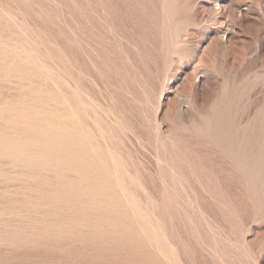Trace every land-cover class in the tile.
<instances>
[{
  "label": "rangeland",
  "instance_id": "obj_1",
  "mask_svg": "<svg viewBox=\"0 0 264 264\" xmlns=\"http://www.w3.org/2000/svg\"><path fill=\"white\" fill-rule=\"evenodd\" d=\"M0 264H264V0H0Z\"/></svg>",
  "mask_w": 264,
  "mask_h": 264
}]
</instances>
